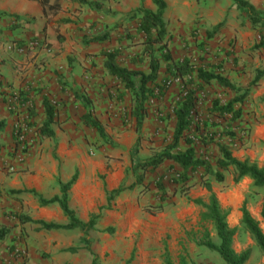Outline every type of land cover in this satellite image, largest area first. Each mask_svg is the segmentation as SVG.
I'll return each instance as SVG.
<instances>
[{
  "label": "rangeland",
  "instance_id": "1",
  "mask_svg": "<svg viewBox=\"0 0 264 264\" xmlns=\"http://www.w3.org/2000/svg\"><path fill=\"white\" fill-rule=\"evenodd\" d=\"M164 1L167 50L174 60L190 59L198 66L221 67L218 72L242 90L249 89L255 77L260 72L264 73V29L252 30L244 13L237 10L231 0ZM244 1L264 17V0ZM9 18L11 29L24 24V20ZM76 19L79 20L78 17ZM136 22L118 16L107 32L105 28L98 30L102 40L108 39L109 50L121 53L118 60L122 65L147 72V58L142 55L143 38L135 29ZM216 26H219L218 30L213 38L208 39L207 33ZM93 27L81 25L78 32H86L85 36H88L96 32ZM9 45L10 53L2 51V56L8 58L0 57V121L5 123L0 133V230L9 229L0 240V264H91L93 258L97 259V264H126L130 257L132 260L129 264H163L164 247L174 264H179L180 258H184L188 264H224L215 253L197 245L204 228L208 230L212 241L217 242L212 227L200 220L201 209L192 203L196 199L206 201L208 194L205 190L197 185L189 187L185 195L181 192V185L173 184L180 170L169 169L168 164L153 173L144 174L141 185L135 183L131 173L132 149L137 148V157L144 159L156 148L170 142L174 127L172 110L184 80L170 78V83L165 84V94L148 102L147 116L138 133L135 131V122L129 117L132 104L130 95H124L123 90L117 89L110 78L103 97L108 99L109 104H105L102 110V105L97 109V105L91 106V116L98 119L104 137L81 119L68 117V110L64 111L66 105L59 102L54 105L56 100L49 99L57 107L51 125L54 137L45 139L38 132L45 121L43 99L36 94V88L24 83L27 71L45 69L48 61L40 56L44 44L41 38L33 36L24 41L14 39ZM73 61L75 58H68V65L71 66ZM13 70L24 76L21 75L15 82L17 75L13 74ZM34 79H38L36 74ZM16 84L18 87L24 84L23 90L15 88ZM258 84L250 89L241 104L235 105L242 112L241 122L230 124V116H226L223 122L216 121L221 128L212 131L219 133L227 125L235 129L240 140L237 139L231 146L233 156L240 160L247 158L264 168V76ZM233 97V92L216 84L206 86L198 94L197 113L207 117V109L214 100L225 104ZM127 132L131 134L127 135ZM60 141L65 142L66 152L70 150L69 158L72 157L71 161L76 166L67 176H73L74 173L79 176L83 166L93 186L99 185L100 201H103L101 207L104 209L100 212L95 229L85 236L79 230L63 232L65 239L62 242L71 241L72 245L68 249L73 248L74 253L66 252L67 247L53 250L46 242L47 246L37 247L36 262L30 263L26 232H33L35 225L27 224L22 228L11 214L29 217L30 207L26 200H36L30 194L17 193L12 182L34 173L37 163L42 160L44 145L48 144L49 148L52 145L54 149ZM72 149H75L74 153ZM198 149L200 154L207 155L214 150L213 146H198ZM52 158L56 159L54 154ZM114 171L124 172V178L115 187V190L122 189L123 192L107 204L105 191L114 187L112 184L115 180L110 181ZM199 176L195 174L188 185L197 183ZM158 180L162 182L165 194L156 189ZM232 180L231 170L225 174L223 183L210 179L220 207L229 211L227 225L236 229L232 248L238 254L250 250V258L245 264H264V254L240 225V209L245 203L264 234L260 218L264 190L253 189L248 179L236 185ZM159 204L163 207L160 214L150 215L144 210L145 207ZM107 206L109 210H106ZM99 208L97 206L93 214L99 213Z\"/></svg>",
  "mask_w": 264,
  "mask_h": 264
},
{
  "label": "trees",
  "instance_id": "2",
  "mask_svg": "<svg viewBox=\"0 0 264 264\" xmlns=\"http://www.w3.org/2000/svg\"><path fill=\"white\" fill-rule=\"evenodd\" d=\"M85 2V0H82ZM235 8L244 13L252 30L264 29V17L261 12L256 10L251 4L244 0H231ZM155 7V12L138 9L130 12L126 18L128 21L136 20V31L143 38L144 50L142 55L146 56L148 70L144 72L139 69H129L120 66L118 59L121 53L117 50L108 51L103 54L105 58L104 68L107 74L123 85L125 91L131 97V108L129 117L135 122V131L138 133L147 114V104L151 99L163 96L167 91L166 85L170 83V78L184 80L181 91L177 94L178 100L172 110L174 117V127L170 142L156 148L148 157L139 159L137 157V148L130 152L131 173L137 185L143 182V176L146 173H153L159 170L165 164L169 169H177L176 179L173 184L182 186L181 192L187 194V189L194 186H200L208 194L206 201L201 199L193 200L192 203L201 209L200 220L202 223L209 224L214 230L217 242H213L209 232L204 228L199 237L198 246L215 253L224 264H245L250 258V250L242 253L234 252L232 248L233 237L236 229H231L226 222L229 214L228 210L220 207L215 193L212 191L210 179L217 183H223L225 174L229 170L233 173V183L236 185L243 179L251 182L253 189L264 190V168L259 167L255 162L245 158L237 159L233 156L231 146L238 139V133L228 125L221 129L219 133L212 129L221 128L219 123L230 116L229 123L241 122L242 112L236 109L235 105L241 104L250 93V89L257 87L264 73L260 72L251 82L249 89L242 90L235 87L233 83L223 76L218 70L221 67L214 68L209 65L198 66L190 61L183 59L177 61L172 58L167 50L166 23L163 15L166 10L164 0H151ZM43 15L49 21L52 15L59 10V4H49L42 2ZM14 21L19 20L17 16H11ZM29 23V21H25ZM16 28V27H14ZM219 26L207 33V38H213ZM264 42V41H262ZM217 69V70H216ZM163 83V84H162ZM166 84V85H165ZM216 84L218 87L231 91L234 97L225 104H220L214 100L209 107L207 117H201L197 113L198 94L206 86ZM88 107L87 105H85ZM42 107L44 110L45 121L39 127L38 132L42 138L53 139L54 133L51 125L54 123L56 109L47 98H43ZM83 122L104 137L101 126L91 118L88 112L83 117ZM5 123L0 121V133L4 129ZM225 140V141H222ZM240 140V139H238ZM200 148H210L214 150L210 155L200 154ZM195 174H199L198 182L188 185ZM77 173L66 183L58 181L59 196L51 199H44L34 191H18L17 193H27L34 197L38 207L45 208L57 205L68 223L59 225L55 223H46L43 221H33L29 217L13 213L11 216L16 219L20 225L33 224L38 226L39 231H72L79 230L83 236L89 231H93L101 216L104 207L98 209L97 214H90L86 223L81 222L72 209L69 207V191L76 184ZM161 178H159L160 180ZM156 183V189L159 193L165 194L162 182ZM123 192L122 189L105 191L106 203L109 204L114 198ZM164 201V200H160ZM109 210V206L106 207ZM144 210L150 215L162 213L161 204L145 207ZM240 225L251 236L256 247L264 254V234L259 227V223L253 219L243 203L241 209ZM261 222L264 226V206L260 211ZM9 229L0 230V240H2ZM66 252L74 253V249H67ZM163 264H174L171 261L167 248L164 247ZM132 260L126 263L129 264ZM91 264H97V259L93 258ZM179 264H188L184 258H180Z\"/></svg>",
  "mask_w": 264,
  "mask_h": 264
},
{
  "label": "crops",
  "instance_id": "3",
  "mask_svg": "<svg viewBox=\"0 0 264 264\" xmlns=\"http://www.w3.org/2000/svg\"><path fill=\"white\" fill-rule=\"evenodd\" d=\"M43 1L51 5L59 4L58 12L52 15L49 21L43 15ZM142 6L144 10L155 12L151 0H144L143 3L142 0H85V2L82 0H0V57L8 58L6 55L2 56V51L10 53L9 42L11 43L14 39L24 41L33 36L41 38L45 50L41 51L40 56L45 57L48 63L45 69L42 67L40 70L27 71L25 73L27 79L24 83L36 88V94L40 95L42 99H54L56 100L54 105L57 102L63 103L64 106L66 105L64 111L68 110V117L73 120L81 119L83 122L82 117L85 114L88 112L90 115L92 114V105H97L96 109L102 105L100 109L102 110L105 104H109L108 99L103 98L105 90L108 88L107 84H110L107 83L110 82L108 80L111 79L112 83L115 82L116 88L123 90L124 95L128 94L123 85H119L117 80L111 78L104 68L103 54L110 51L109 42L108 39L100 38L102 35L98 29L105 28L107 32L116 17L126 18L130 12L140 9ZM11 16H17L24 20V24L19 25L15 30L9 28L8 20H11L9 18ZM26 20H29V23H25ZM81 25L82 27L92 25L96 32L88 35L89 37L85 36L86 32H78ZM68 58H75L71 66L68 65ZM118 62L122 67L136 69L132 66L122 65L119 60ZM13 74L17 75L14 79L15 82L22 75L16 70H13ZM35 74L38 79H34ZM15 88L23 90L24 84H19V87L16 84ZM36 100H38V96ZM91 118L99 123L98 119L96 120L92 116ZM130 134L127 132V135ZM64 143V141H60L54 149L52 145L50 148L48 144L44 145L42 160L37 163L34 173L22 176L20 181L12 182L14 185L12 186L18 191H34L46 200L59 196L58 181L68 182L72 175H67L71 169L76 167L71 161L72 157L69 158L71 152L70 150L66 152ZM74 151L75 149H72V153ZM53 154L56 159L52 158ZM82 169L76 184L69 191V207L81 222L86 223L89 215L95 212L97 206H103V201H100L99 185L93 186V181H90L83 166ZM123 178V171H114L110 175V181L115 180V183L112 184L114 187L108 188V191L115 190ZM107 179L109 180V176ZM106 184L109 185V181L106 180ZM26 202L30 207L29 218L31 220L59 225L68 223L57 205L40 208L36 201L26 200ZM26 225L21 227L24 228ZM37 229L38 226H35L33 232H26L30 263L36 262V249L39 246L42 248L47 246L46 242L53 250H60L63 247H67V250L72 245L71 241L64 240L62 242V239H65L63 232L70 231H39L36 233ZM44 238H46L45 241ZM33 240L34 242H32Z\"/></svg>",
  "mask_w": 264,
  "mask_h": 264
},
{
  "label": "built area",
  "instance_id": "4",
  "mask_svg": "<svg viewBox=\"0 0 264 264\" xmlns=\"http://www.w3.org/2000/svg\"><path fill=\"white\" fill-rule=\"evenodd\" d=\"M178 80V79H177Z\"/></svg>",
  "mask_w": 264,
  "mask_h": 264
}]
</instances>
